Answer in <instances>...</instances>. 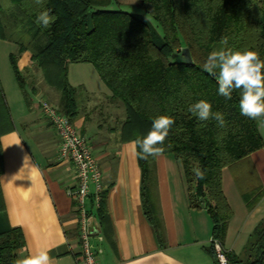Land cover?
Here are the masks:
<instances>
[{"label": "trees", "instance_id": "1", "mask_svg": "<svg viewBox=\"0 0 264 264\" xmlns=\"http://www.w3.org/2000/svg\"><path fill=\"white\" fill-rule=\"evenodd\" d=\"M141 7L160 27L159 32L145 17L112 9L117 0H0V40L17 45L10 55L17 81L25 84L16 66L17 55L28 51L41 70L45 83L60 93L59 110L72 121L78 113V89L68 79L69 65L90 63L111 91V100L122 104L125 118L121 138L125 141L144 136L153 118L169 115L175 123L164 143V154L180 160L189 190L190 203L204 207L212 220L208 253L218 264L215 242L228 258V264H264V220L250 235L241 255L224 247L228 223L233 216L222 187V170L264 147L258 121L240 114V93L230 100L218 94L214 76L203 70L215 45L223 49L259 52L264 59V2L262 0H139ZM110 7V8H109ZM48 10L55 17L48 28L36 22ZM187 47L192 64L172 54ZM204 99L212 111L224 116L217 121H199L188 107ZM13 129L10 109L0 79V137ZM147 160L137 156L141 169V193L147 219L163 240L156 194V173ZM199 168L203 179L195 176ZM3 171L0 145V174ZM103 195V194H102ZM249 208L261 193L244 196ZM0 189V220L5 216ZM99 214L106 216L102 196ZM24 245L19 228L0 226V264H16V249Z\"/></svg>", "mask_w": 264, "mask_h": 264}, {"label": "crops", "instance_id": "2", "mask_svg": "<svg viewBox=\"0 0 264 264\" xmlns=\"http://www.w3.org/2000/svg\"><path fill=\"white\" fill-rule=\"evenodd\" d=\"M20 56L31 95L25 96L26 108L16 116L6 98L13 129L0 137V189L5 206L0 226L22 231L24 245L16 249L17 259L38 249H49L53 264H81L77 212L68 194L76 182L74 168L61 157L56 129L39 103L41 99L50 100L59 107L60 93L45 83L28 51ZM74 64L87 66L81 68L90 77L74 83L69 80L79 92L78 113L72 122L86 137L103 173L106 216L100 217V205L97 207L93 198L87 200V208L95 216L93 230L97 234L91 240L101 250L100 264H196L194 255L199 253L203 263L215 264L207 251L212 239L211 217L204 206L191 205L182 163L166 153L151 164L163 226L164 238L158 239L145 215L141 169L132 140L121 138L124 108L111 100L110 89L92 64L73 63L69 68ZM96 115L109 123L97 124ZM222 187L233 210L224 247L235 254V240L249 237L264 220V147L225 167ZM253 191H259L261 198L249 208L244 196Z\"/></svg>", "mask_w": 264, "mask_h": 264}, {"label": "clouds", "instance_id": "3", "mask_svg": "<svg viewBox=\"0 0 264 264\" xmlns=\"http://www.w3.org/2000/svg\"><path fill=\"white\" fill-rule=\"evenodd\" d=\"M43 0H36L42 4ZM55 17L48 10L37 15L36 22L44 28L54 23ZM227 37L222 44H227ZM203 70L215 77L218 84V94L230 100L232 93H240V114L251 120L258 121V130L264 129V59L259 52L251 49L232 50L221 49L212 51L203 64ZM188 111L199 121L214 119L218 127L225 126L224 116L212 111L210 102L201 99L192 103ZM175 120L169 115H159L152 120L151 128L146 135L137 136L131 141L132 149L139 158H158L165 152L164 143ZM195 176L203 179L204 173L194 169ZM49 249H38L16 261V264H53Z\"/></svg>", "mask_w": 264, "mask_h": 264}, {"label": "built area", "instance_id": "4", "mask_svg": "<svg viewBox=\"0 0 264 264\" xmlns=\"http://www.w3.org/2000/svg\"><path fill=\"white\" fill-rule=\"evenodd\" d=\"M44 116L56 129L60 140L59 153L70 161L74 168L75 184L68 189L78 220V241L81 248V264H100V249L91 239L97 233L93 230L95 216L87 208V200L93 198L98 207L104 191L101 166L93 155L84 135L75 127L70 118L46 100H40ZM101 238V237H100ZM218 264H228V258L218 242H215Z\"/></svg>", "mask_w": 264, "mask_h": 264}, {"label": "rangeland", "instance_id": "5", "mask_svg": "<svg viewBox=\"0 0 264 264\" xmlns=\"http://www.w3.org/2000/svg\"><path fill=\"white\" fill-rule=\"evenodd\" d=\"M117 1H118V3L114 4V7L111 6L112 9H120V10H124L127 12L139 14V15L145 17L159 32H161L160 27L157 24V22L152 18V16L150 14H148L141 7L139 0H117ZM262 2H264V0H262ZM221 49H223L222 44H217V45H215L214 51H218ZM17 51H18V48L14 42H12L10 40H0V76L2 78V84L4 86L6 98L8 100L9 105H10L11 111H12L13 115H15V116L20 114L21 110L26 108L25 96L31 95L30 86H29L30 80H29V83L27 81H25L24 86L21 87L17 81V78H16L14 64L11 61L10 55L12 53L17 54ZM20 55L21 54L17 55L16 66H17L18 70H20V72L22 73L21 68H23V67H22V63H20V61H21ZM81 67H87V66H75V64L70 66V68L68 70V79L71 82L74 83V82H76V81H78L81 78L86 77V76L90 77L89 72L85 68H81ZM79 68H81V69H79ZM48 102L50 104L56 106L50 100H48ZM57 108L59 109V107H57ZM95 121L98 122L97 124L109 123V121H107V119H103L97 115L94 117V122ZM21 130H23L22 127H21ZM231 239L232 238H230V240ZM249 239H250V236L246 237V238H242V239L240 238V239L235 240V243L233 245L235 246V254L236 255L242 254V251L245 249L246 245L249 243ZM231 242L229 241L230 245L232 244ZM199 255H200V253L194 255V256H196L195 257V263L196 264H206V263L202 262L201 258H198ZM210 264H214V263L210 262Z\"/></svg>", "mask_w": 264, "mask_h": 264}, {"label": "water", "instance_id": "6", "mask_svg": "<svg viewBox=\"0 0 264 264\" xmlns=\"http://www.w3.org/2000/svg\"><path fill=\"white\" fill-rule=\"evenodd\" d=\"M172 57L173 58L179 57L182 62H185L187 64L193 63L191 54H190L189 49L187 47L182 48L180 50V52H176V53L172 54ZM257 128H258V125H257ZM258 132H259L262 140H264V129H259ZM199 201H200V205L203 207L204 206L203 197H201L199 199Z\"/></svg>", "mask_w": 264, "mask_h": 264}]
</instances>
